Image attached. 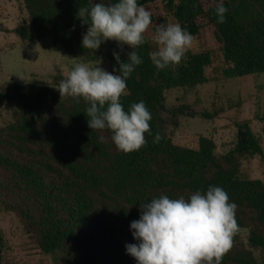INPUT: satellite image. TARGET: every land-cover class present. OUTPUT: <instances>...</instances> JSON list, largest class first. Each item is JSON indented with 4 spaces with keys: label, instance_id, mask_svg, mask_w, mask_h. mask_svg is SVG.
<instances>
[{
    "label": "trees",
    "instance_id": "trees-1",
    "mask_svg": "<svg viewBox=\"0 0 264 264\" xmlns=\"http://www.w3.org/2000/svg\"><path fill=\"white\" fill-rule=\"evenodd\" d=\"M27 22L18 27L22 41L51 38L68 54L84 61L107 59L119 67L113 51L127 59V44L107 52L84 49L88 25L77 16L93 0H22ZM112 3L113 0H104ZM151 12L152 24L137 51L142 63L127 78L124 109L144 100L151 112L152 135L139 150L123 152L109 130L91 129L88 103L60 95L57 85L40 81L14 84L2 98L16 105L12 120L0 126V199L3 209L21 219L30 237L46 254L61 251L74 264H136L125 250L135 243L130 222L139 218L140 203L160 194L186 198L223 187L236 209L237 230L247 229L248 243L237 232L221 264H264V181L241 174L242 161L263 154L247 121L237 124L236 141L217 154L214 140L199 135L196 148L175 144L171 134L181 116L197 112L186 104L170 106L165 91L205 83L211 49L222 52L226 77L264 73V0H224L226 20L217 23L215 0H138ZM172 16L196 36L203 48L188 51L178 64L157 70L149 53L156 25ZM156 132L162 139L153 142ZM103 134L104 142L98 141ZM258 251V255L255 253Z\"/></svg>",
    "mask_w": 264,
    "mask_h": 264
},
{
    "label": "clouds",
    "instance_id": "clouds-1",
    "mask_svg": "<svg viewBox=\"0 0 264 264\" xmlns=\"http://www.w3.org/2000/svg\"><path fill=\"white\" fill-rule=\"evenodd\" d=\"M227 11L224 0H215L217 23L225 22ZM77 16L88 25L82 34L84 49L96 51L111 39L121 49L127 44L132 50L123 61L120 52L113 51L119 67L112 71L99 64L74 63L56 88L61 97L86 101L88 126L109 130L118 150H139L147 143L145 134L152 135L151 112L142 99L125 110L120 97L127 94V78L143 62L137 48L145 43L151 12L138 0H93L89 6H80ZM152 40L157 47L149 56L156 69L162 70L182 60L193 36L179 22H162L156 25ZM162 138L156 132L153 142ZM105 139L103 134L98 136L99 142ZM237 207L227 191L217 185H209L203 192L196 190L187 198L166 194L151 197L140 203L139 218L130 222L136 242L126 243L125 250L136 264H221L237 230Z\"/></svg>",
    "mask_w": 264,
    "mask_h": 264
},
{
    "label": "rangeland",
    "instance_id": "rangeland-1",
    "mask_svg": "<svg viewBox=\"0 0 264 264\" xmlns=\"http://www.w3.org/2000/svg\"><path fill=\"white\" fill-rule=\"evenodd\" d=\"M22 0H0V126L12 120L16 105L2 98L10 93L14 84L40 81L57 85L67 75L71 66L86 62L111 71L106 58L100 61H84L72 56L55 45L51 38L32 37L22 41L18 27L27 22ZM176 22L168 16L166 23ZM118 42H104L105 52L117 48ZM157 47V45H156ZM200 41L193 36L188 51H200ZM212 63L205 72L208 80L192 87L171 88L165 91L167 104H186L197 112L215 114L204 118L181 116L178 127L172 131L175 144L196 148L199 135L211 137L217 154L233 148L237 124L247 121L252 132L259 138L264 151V73L226 77V67L220 49H211ZM184 55V56H185ZM241 174L247 178L264 181V153L242 161ZM241 240L248 243L247 229L236 231ZM258 255V251H255ZM0 264H74L63 252L43 253L30 237L21 219L12 211L3 209L0 199Z\"/></svg>",
    "mask_w": 264,
    "mask_h": 264
}]
</instances>
